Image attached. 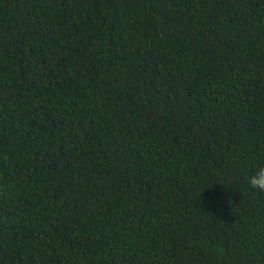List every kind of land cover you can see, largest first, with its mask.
<instances>
[{
    "label": "trees",
    "instance_id": "obj_1",
    "mask_svg": "<svg viewBox=\"0 0 264 264\" xmlns=\"http://www.w3.org/2000/svg\"><path fill=\"white\" fill-rule=\"evenodd\" d=\"M264 0H0V264H264Z\"/></svg>",
    "mask_w": 264,
    "mask_h": 264
},
{
    "label": "clouds",
    "instance_id": "obj_2",
    "mask_svg": "<svg viewBox=\"0 0 264 264\" xmlns=\"http://www.w3.org/2000/svg\"><path fill=\"white\" fill-rule=\"evenodd\" d=\"M249 187L258 194H264V165L259 166L247 177Z\"/></svg>",
    "mask_w": 264,
    "mask_h": 264
}]
</instances>
